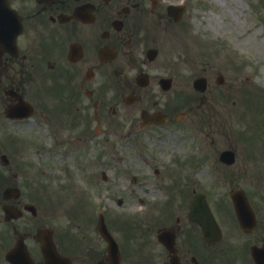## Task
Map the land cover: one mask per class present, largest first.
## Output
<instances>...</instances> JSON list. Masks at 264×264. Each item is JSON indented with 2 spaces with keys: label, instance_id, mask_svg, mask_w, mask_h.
Instances as JSON below:
<instances>
[{
  "label": "flooded vegetation",
  "instance_id": "1",
  "mask_svg": "<svg viewBox=\"0 0 264 264\" xmlns=\"http://www.w3.org/2000/svg\"><path fill=\"white\" fill-rule=\"evenodd\" d=\"M210 2L0 0V264H13L6 258L13 248L21 262L30 258L43 264L37 237L49 232L45 228L51 229L57 252L71 264H255L251 247L264 242V206L251 198L255 227L240 230L244 237L239 246L235 244L233 235L223 231L235 223L221 224V214L233 208L221 188L215 192L207 180L217 165L210 167L208 156L198 157L191 149H173L168 154L170 171L159 175L168 197L151 209L143 204L144 213L134 223L138 233L124 232V221L104 215L119 249L117 255L109 254L94 214L77 215L74 233L61 230L60 225L55 229V225L44 224L48 214L41 215L28 196L31 184L44 185L33 177L35 167L28 160L33 150L50 154L67 150L89 156L97 159L94 162L103 175L113 164L114 134L121 131L128 139L138 127L160 126L153 122L141 127L143 111L155 120L163 114L166 121L193 114L192 95L184 97L183 107L174 103L177 83L181 87L190 83L186 77L178 80L173 62L178 57L172 59L162 46L191 34L193 24L199 30L196 38L210 35L200 30L205 28L201 24L211 25L217 37L220 12L210 9ZM213 15L220 21L217 25L211 21ZM213 66L191 65L190 75L203 76L208 84L210 73L217 78L220 72L210 69ZM122 110L123 116L115 119L114 114ZM36 119L45 128L44 139L37 137V131L18 133ZM14 122L20 124L14 126ZM214 153L215 163L230 166L219 160L220 152ZM135 156H141L140 152L129 154ZM45 164H55L52 155H47ZM233 188L239 187H229ZM205 203L218 225L217 237L198 221L203 220L201 205Z\"/></svg>",
  "mask_w": 264,
  "mask_h": 264
},
{
  "label": "rangeland",
  "instance_id": "2",
  "mask_svg": "<svg viewBox=\"0 0 264 264\" xmlns=\"http://www.w3.org/2000/svg\"><path fill=\"white\" fill-rule=\"evenodd\" d=\"M203 1L207 3V0ZM209 1L214 3L211 9H214L216 13L220 12L221 44L218 45L217 32L210 27L211 25L201 24L205 28L200 30L210 35H200L196 38L199 30L194 29L195 24H193L191 34L189 32L180 36L182 40L177 38L174 41L175 38H173L163 44L162 48L164 53L170 55L172 59L178 57V63L183 65V69L178 70L177 77L179 79L186 77L189 83L192 80L190 67L192 64H201L199 58L202 59L210 53L214 54L217 59L213 61V64L217 65L221 59L220 67L222 73H225V79L220 89L218 88L219 92L217 93L214 88L209 89L208 93L211 96L208 106L197 113L193 111L186 122H194L198 125V130L205 141L204 146L211 151L220 150L221 146H230L234 149L236 160L228 169L233 172L234 183L237 182L238 185H244L247 188L251 187L248 190L251 196L264 198V170L260 169V166L264 165V26L260 25V17H264V9L258 11L256 24L252 23L256 21V15L251 11V6L255 2L260 8L264 7V0H251L252 4L250 0ZM214 17L216 16L213 15L211 21L217 25L220 21ZM233 53L240 57L235 58ZM174 65L176 67V63ZM234 65H237V68L242 66V69L239 70ZM249 73H254L252 75L254 80L250 82L245 79ZM211 82L214 83L213 76ZM247 89L253 92H247ZM122 115L123 110L119 116ZM224 119H227L226 123L230 126L225 125ZM237 123L245 125L244 131L248 133L243 136L241 142L234 141L232 135L239 129ZM36 131L37 137L44 139L42 135L45 136V131L38 125L34 124L33 127L30 124L26 130H23L25 133ZM247 144L253 148H249ZM185 146L184 143L174 141L164 150V153L168 156L173 149H185ZM41 156L44 154L31 153L28 160L35 167L34 179L42 182L46 188L38 183L35 187L31 184L28 196L35 200L42 211L41 215L48 214L49 217L45 219L44 224L59 221L64 226L68 221H77V215H91L97 206L104 208L106 213H113L110 209H115L117 205L114 198L118 197L125 201L122 208L130 213L136 212L140 211L141 198L146 199L148 204L164 194L163 190L157 186L146 185L143 189L132 184V175H136L137 178L154 176L152 168H147L140 158L126 157L124 152L114 155L113 165L107 171L106 183H101L100 173H97L92 165L90 166L88 156L72 153L70 156L63 157L56 154L53 156L65 158L66 161L59 162L53 159L55 164L52 167L45 164L46 158L40 161ZM209 181H211L210 177ZM256 182L263 189H258ZM228 185H230L229 182ZM42 188L47 190L43 191ZM222 216L226 218L228 213L224 212ZM41 223L38 219L37 224Z\"/></svg>",
  "mask_w": 264,
  "mask_h": 264
},
{
  "label": "water",
  "instance_id": "3",
  "mask_svg": "<svg viewBox=\"0 0 264 264\" xmlns=\"http://www.w3.org/2000/svg\"><path fill=\"white\" fill-rule=\"evenodd\" d=\"M226 156L228 157L229 154L227 153ZM233 199H234V202H235V207H236V210H237V214H238V217L240 219L243 218L244 216V208L245 206L247 205V202L245 201V197L244 195H242L240 192H236L233 194ZM255 260L256 262L259 264L261 261V259H258L257 257H255Z\"/></svg>",
  "mask_w": 264,
  "mask_h": 264
}]
</instances>
